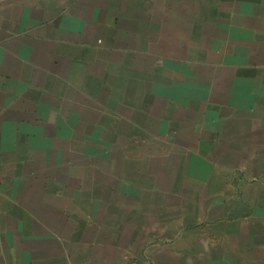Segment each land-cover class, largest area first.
Segmentation results:
<instances>
[{"label":"crops","instance_id":"obj_1","mask_svg":"<svg viewBox=\"0 0 264 264\" xmlns=\"http://www.w3.org/2000/svg\"><path fill=\"white\" fill-rule=\"evenodd\" d=\"M0 264H264V0H0Z\"/></svg>","mask_w":264,"mask_h":264},{"label":"rangeland","instance_id":"obj_2","mask_svg":"<svg viewBox=\"0 0 264 264\" xmlns=\"http://www.w3.org/2000/svg\"><path fill=\"white\" fill-rule=\"evenodd\" d=\"M97 118V124L101 125H107V124H112L116 120L120 121V118L114 117V118H108L106 116H98ZM66 119H74V118H66ZM81 120L89 121L94 123L93 121L95 118H80ZM115 124V123H114ZM63 125V124H61ZM67 126L66 128H73L71 125H64ZM122 134V133H111V132H96V133H82V132H70V133H36L34 134L35 139L40 140L39 137L45 138L48 140V143L44 144L43 146L49 147L50 154L52 156L57 155L56 152L52 153V149L54 151L57 148H61V146L64 149V153H67V156H76V157H88V158H95L96 160H99V166L100 163L103 161L106 162L107 157L113 158V156H121L120 154H117V152H122V150L119 148H114L113 150L107 149L105 144L107 142L109 143H117L121 144L122 140H127L131 141L134 139V141L138 142L141 138L139 134ZM134 138H133V137ZM132 137V138H131ZM138 137V139H137ZM118 141V142H115ZM59 142V143H58ZM36 145H39L41 143H35ZM53 147V148H52ZM52 148V149H51ZM61 150V149H60ZM126 150L128 151V155L132 154H137L138 148L137 144H128L126 146ZM48 151V152H49ZM112 151L113 154L112 155ZM153 151V147L147 148V154L151 153ZM158 151V150H154ZM165 149L162 150V154L165 153ZM61 152V151H60ZM63 152V151H62ZM33 153H35V149L33 150ZM82 160V159H81ZM93 161V160H92ZM66 166V165H65ZM168 165H153L147 164V174H146V184L147 187H151L154 184H156V187L159 185L161 188H177V189H188V188H193L195 185L184 178L185 175V169L182 168L181 165L178 164V166H175L177 168V171L169 173V168L166 167ZM59 167L57 164L54 165H49V169H54L58 170ZM64 167V166H62ZM67 168L70 166H66ZM74 167V166H73ZM77 167V166H75ZM84 167L90 168L88 165H85ZM93 167V166H92ZM116 167V166H115ZM152 168L155 169H160V170H167V172L162 171L161 172H156L155 175H153ZM106 170V169H105ZM173 175L170 178V175Z\"/></svg>","mask_w":264,"mask_h":264}]
</instances>
